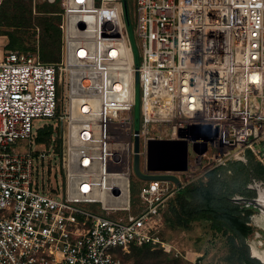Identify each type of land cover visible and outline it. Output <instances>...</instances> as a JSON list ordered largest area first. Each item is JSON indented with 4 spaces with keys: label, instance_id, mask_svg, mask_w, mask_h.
<instances>
[{
    "label": "built area",
    "instance_id": "2783aa9c",
    "mask_svg": "<svg viewBox=\"0 0 264 264\" xmlns=\"http://www.w3.org/2000/svg\"><path fill=\"white\" fill-rule=\"evenodd\" d=\"M131 2L127 19L122 0H59L56 62L0 42V264H129L142 248L182 257L160 237L177 191L241 153L264 169V0ZM135 87L139 171L179 184L134 172ZM42 120L64 129L57 152L36 142ZM149 139L185 140L187 169L148 171Z\"/></svg>",
    "mask_w": 264,
    "mask_h": 264
},
{
    "label": "rangeland",
    "instance_id": "374dc122",
    "mask_svg": "<svg viewBox=\"0 0 264 264\" xmlns=\"http://www.w3.org/2000/svg\"><path fill=\"white\" fill-rule=\"evenodd\" d=\"M8 0H4L3 3ZM14 2V0H9ZM29 2L32 9V15H25L24 17H32L29 25L24 27L25 25L22 22L19 23V17L14 19L16 13H14V9L12 7L7 9L6 15L0 16V42L2 44H6V48L20 50L28 53H34L38 56L48 55L50 52H61L63 36L61 30V48H59V44L53 45L52 38L50 35H46L42 30V25L44 19L43 15L39 13V6L46 2L45 0H24ZM10 4V3H8ZM128 4V12L132 11V2L131 0H127ZM1 7V6H0ZM14 13V14H13ZM17 17V16H16ZM22 17V16H21ZM28 28L30 30H34V35L29 36L28 34H23L22 38L24 42L22 44L16 43L12 41L11 37L19 36L14 33L17 29H25ZM127 39L129 46L131 48L132 56L135 64H138L137 57V48L136 43L137 40L134 37L133 29L131 25H127ZM55 34V33H54ZM56 37V36H55ZM59 40V36H58ZM59 48V49H57ZM59 94L62 95L63 89L62 85L58 87ZM139 89L135 87V95H134V107L132 110V120H133V128L135 131L139 130ZM51 120H42L37 122V125L48 123L42 128L50 127L52 130V137H55L54 142H43L37 143L39 147L42 145L48 146L50 143L53 144V150L57 152L59 150V137L62 136L63 130L62 126H56L55 130L52 129ZM32 145L34 143L32 142ZM17 149L19 151L26 150V142L22 141L18 144ZM248 162V161H247ZM140 164L142 161L140 160ZM254 165L252 162L250 163ZM245 164L242 162H231L226 166H222L218 169L217 173V190L226 192L227 195L230 192L233 194H245V185L249 182L248 176H246V169L244 168ZM209 171V170H208ZM207 171V172H208ZM203 173L201 176H198L195 180L191 181L189 184L193 182H206L207 178ZM264 179V176H263ZM188 184V185H189ZM225 185V187H224ZM187 186V185H186ZM136 187H134L132 193L133 197L137 198ZM226 189V190H225ZM175 196L171 199L169 206L167 207L164 213V227L160 234L161 239L166 242H171L175 246H178L179 250L182 252V257H176L172 253H165L159 249H135L131 250L129 254L123 256L124 261L129 264H191L190 261L194 260V258L200 254L201 264H245L244 257L246 254L250 257V245H254L257 241L263 236V231L260 228L259 223L257 222L256 211L252 212L250 215V232L246 238H244L243 243H241L233 234L229 232H220L214 231L210 227V222L206 220H194L191 221L187 227L183 228L172 224L170 220H174L175 216L169 212L170 206H176ZM134 205L136 204V200H134ZM177 207V206H176ZM188 251L189 260L184 258L185 252ZM251 258V257H250ZM253 259V258H252ZM255 260V259H254Z\"/></svg>",
    "mask_w": 264,
    "mask_h": 264
},
{
    "label": "trees",
    "instance_id": "16d2710c",
    "mask_svg": "<svg viewBox=\"0 0 264 264\" xmlns=\"http://www.w3.org/2000/svg\"><path fill=\"white\" fill-rule=\"evenodd\" d=\"M122 2L125 16L128 19L127 0H122ZM58 3L59 0H55V3L53 4L44 2L39 6L38 12L43 15L42 18L44 19L42 30L46 35L51 36L53 45L57 46L59 44V48H61V14ZM10 7H12L14 13H16L14 19H17L20 16L19 23L22 22V24L25 25L24 27L29 25L32 17H24L25 15H32V9L29 2L24 0H14V2L9 0L5 1L1 4L0 16L4 17L7 9ZM28 28L15 30L14 33L19 36L11 37L12 41L22 44L25 39L22 38L23 34L33 36L35 33L34 30ZM39 58L43 62H56L60 58V51L56 53L50 52L48 55L44 56L40 55ZM51 134L52 130L50 127L38 130L36 142H48ZM251 162L254 165L250 164ZM220 167L222 166L214 168L205 174V177L207 178L206 182H193L179 189L175 196L177 207L170 206L169 208V212L173 214L175 218L174 220H167L172 224L183 228L187 227L191 221L201 219L206 220L210 222V227L214 231H220L223 233L229 232L243 243L244 238H246L250 232V227L247 223L249 222L252 210L251 208L245 207L243 204L229 201V197L233 196V192H230V194L227 195L226 192L217 190V171ZM244 168L246 169V176H248V173H251L254 177L263 179L264 169L259 164H256L250 156H248V162L245 163ZM137 184L136 179H134L132 187L134 188ZM134 200H137V198H134L132 193V208L134 207ZM244 262L245 264H260L257 260L250 258L248 254L244 257Z\"/></svg>",
    "mask_w": 264,
    "mask_h": 264
},
{
    "label": "water",
    "instance_id": "95a60500",
    "mask_svg": "<svg viewBox=\"0 0 264 264\" xmlns=\"http://www.w3.org/2000/svg\"><path fill=\"white\" fill-rule=\"evenodd\" d=\"M80 27H83L80 24ZM137 73H135V83H137ZM203 135H208L210 129L208 127H203L201 129ZM190 135H197L198 128L192 126L189 128ZM134 156H133V169L137 176L149 179L158 178L163 180H171L176 184H179V180L176 176L172 174H162V175H143L139 171V139L137 136V131H135L134 141ZM193 150L202 154L206 150L205 143H195L193 145ZM187 142L185 140H173V139H149L146 143V169L148 171L155 172H183L187 169ZM231 162H242L247 163V158L245 153L233 156L228 161H226L223 166ZM259 179L258 183H255L252 188L254 190V196L245 197L242 195H233L229 197V201L233 203L243 204L247 208H252L256 211L257 222L260 225L261 230L264 233V179ZM250 220V218H249ZM250 225V221L247 223ZM250 257L257 260L260 264H264V234L257 241L256 244L250 245Z\"/></svg>",
    "mask_w": 264,
    "mask_h": 264
},
{
    "label": "flooded vegetation",
    "instance_id": "af4514ba",
    "mask_svg": "<svg viewBox=\"0 0 264 264\" xmlns=\"http://www.w3.org/2000/svg\"><path fill=\"white\" fill-rule=\"evenodd\" d=\"M247 161H248V157H247ZM226 166V165H225ZM248 179H249V182L245 185V190H246V193L245 194H238V193H235L233 195H242V196H245V197H252L254 196V190L252 188V186L255 184V183H258L259 182V179L254 177L251 173H248ZM250 208V207H249ZM252 212H255L254 209H252ZM252 214V213H251Z\"/></svg>",
    "mask_w": 264,
    "mask_h": 264
},
{
    "label": "bare ground",
    "instance_id": "6f19581e",
    "mask_svg": "<svg viewBox=\"0 0 264 264\" xmlns=\"http://www.w3.org/2000/svg\"><path fill=\"white\" fill-rule=\"evenodd\" d=\"M133 181V180H132ZM128 193V202H129V209H132V189H128L127 191H123ZM100 209V207H98ZM102 211H106L105 209H102ZM112 213V212H111ZM122 218H127L130 214L127 211H119L117 213Z\"/></svg>",
    "mask_w": 264,
    "mask_h": 264
}]
</instances>
